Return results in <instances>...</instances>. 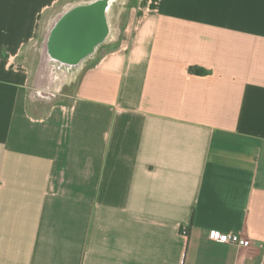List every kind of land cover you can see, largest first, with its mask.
<instances>
[{
	"label": "crops",
	"instance_id": "crops-1",
	"mask_svg": "<svg viewBox=\"0 0 264 264\" xmlns=\"http://www.w3.org/2000/svg\"><path fill=\"white\" fill-rule=\"evenodd\" d=\"M80 3L0 0V264H264V0H134L56 91Z\"/></svg>",
	"mask_w": 264,
	"mask_h": 264
},
{
	"label": "water",
	"instance_id": "water-1",
	"mask_svg": "<svg viewBox=\"0 0 264 264\" xmlns=\"http://www.w3.org/2000/svg\"><path fill=\"white\" fill-rule=\"evenodd\" d=\"M117 1L89 0L59 14L45 38L44 62L69 73L76 71L106 41L108 15Z\"/></svg>",
	"mask_w": 264,
	"mask_h": 264
},
{
	"label": "rangeland",
	"instance_id": "rangeland-1",
	"mask_svg": "<svg viewBox=\"0 0 264 264\" xmlns=\"http://www.w3.org/2000/svg\"><path fill=\"white\" fill-rule=\"evenodd\" d=\"M86 1H89V0H71V2H73V3L74 2H77V3L78 2H86ZM133 5H134V0H118L114 4V6L111 8V11L109 12V15H108V22H109L111 30H114V29L116 30V29H118V27L119 28L123 27L124 23L126 22V18L129 14V12L131 11ZM38 55H40L42 57V45L40 46V44H37L36 51H35V58L37 59V63H38V58H39ZM39 62H40V60H39ZM78 69H77V71H75L74 74H72L73 76L70 79V81L72 79L78 77ZM37 72H38V67H35L33 69L34 77L37 75ZM42 93L43 94L44 93L51 94V95L54 94V92H51V91L46 90V89L42 90Z\"/></svg>",
	"mask_w": 264,
	"mask_h": 264
},
{
	"label": "bare ground",
	"instance_id": "bare-ground-1",
	"mask_svg": "<svg viewBox=\"0 0 264 264\" xmlns=\"http://www.w3.org/2000/svg\"><path fill=\"white\" fill-rule=\"evenodd\" d=\"M43 53V50H42ZM43 60L41 61V64L39 66L38 72H37V81L41 82H51V88L55 89L56 91H59L63 85L70 81L75 71L73 72H66L62 68H54L51 66V64H47L44 62L45 57H43Z\"/></svg>",
	"mask_w": 264,
	"mask_h": 264
},
{
	"label": "built area",
	"instance_id": "built-area-1",
	"mask_svg": "<svg viewBox=\"0 0 264 264\" xmlns=\"http://www.w3.org/2000/svg\"><path fill=\"white\" fill-rule=\"evenodd\" d=\"M206 237L209 241L221 244H231L241 248L251 246L250 240L233 233H221L216 230H208Z\"/></svg>",
	"mask_w": 264,
	"mask_h": 264
},
{
	"label": "trees",
	"instance_id": "trees-1",
	"mask_svg": "<svg viewBox=\"0 0 264 264\" xmlns=\"http://www.w3.org/2000/svg\"><path fill=\"white\" fill-rule=\"evenodd\" d=\"M198 73V72H197Z\"/></svg>",
	"mask_w": 264,
	"mask_h": 264
}]
</instances>
